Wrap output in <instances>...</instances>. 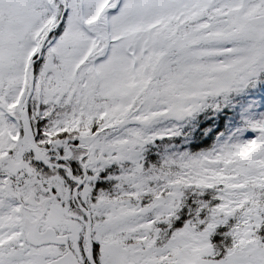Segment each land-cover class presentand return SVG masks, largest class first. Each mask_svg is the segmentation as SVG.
<instances>
[{
	"label": "snow or ice",
	"instance_id": "6c2138e0",
	"mask_svg": "<svg viewBox=\"0 0 264 264\" xmlns=\"http://www.w3.org/2000/svg\"><path fill=\"white\" fill-rule=\"evenodd\" d=\"M260 71L264 0H0V264H264V117L143 155Z\"/></svg>",
	"mask_w": 264,
	"mask_h": 264
},
{
	"label": "rangeland",
	"instance_id": "374dc122",
	"mask_svg": "<svg viewBox=\"0 0 264 264\" xmlns=\"http://www.w3.org/2000/svg\"><path fill=\"white\" fill-rule=\"evenodd\" d=\"M263 74L264 71H260L254 77L248 78L247 82L238 89L217 97L208 98L206 101L207 106L181 120L168 118L157 122L149 131L157 129L171 130L174 134L166 135L157 139L154 143L146 145L145 150L150 145L160 146V149H162V153L159 155L160 161L164 155L171 156L185 152L194 155L209 151L224 143L230 144L253 137L256 133L249 126V123L264 117V80L261 79ZM220 115L223 117L224 130L215 134L216 129L220 127L218 126L221 119ZM210 132H213L215 136L209 146L192 149L195 152L189 149V143L196 141L194 135L204 137L202 140V145L204 146L210 140L207 137ZM174 137L182 139V143L186 147L181 144L176 146L170 140ZM143 155L145 164V151ZM246 155L247 153H244L239 156V159L243 160ZM112 167L114 168L115 165Z\"/></svg>",
	"mask_w": 264,
	"mask_h": 264
},
{
	"label": "trees",
	"instance_id": "16d2710c",
	"mask_svg": "<svg viewBox=\"0 0 264 264\" xmlns=\"http://www.w3.org/2000/svg\"><path fill=\"white\" fill-rule=\"evenodd\" d=\"M261 79L264 80V74L261 76ZM220 124H218V126H220L219 128H217L215 131V134H217L219 131H223L224 130V124H223V121H222V118L221 115H220ZM217 126V127H218ZM215 134L213 132H210L208 134L207 137L210 138L209 142L206 144V145H202V140L204 137L200 136V135H194V138H196V141H193L191 143H189L188 147L189 149L192 151V152H195L193 151L194 149L196 148H200V147H206V146H209V144L213 141V138L215 136ZM170 140H172L176 146H179L180 144L183 146V147H186V145H184L182 143V139L180 138H171ZM193 149V150H192ZM160 153H162V149H160V146H153V145H150L147 147V149L145 150V154H146V158H145V166L148 167L149 165H155V164H158L160 161H159V155ZM187 199L189 201H191L193 199V196L191 194H188L187 195Z\"/></svg>",
	"mask_w": 264,
	"mask_h": 264
},
{
	"label": "flooded vegetation",
	"instance_id": "af4514ba",
	"mask_svg": "<svg viewBox=\"0 0 264 264\" xmlns=\"http://www.w3.org/2000/svg\"><path fill=\"white\" fill-rule=\"evenodd\" d=\"M104 183H105V187H108L107 183L106 182H104Z\"/></svg>",
	"mask_w": 264,
	"mask_h": 264
}]
</instances>
